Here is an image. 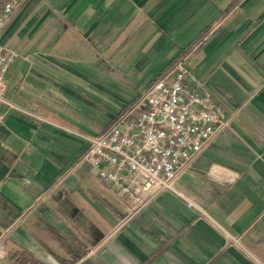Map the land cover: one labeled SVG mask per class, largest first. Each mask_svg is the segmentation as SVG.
<instances>
[{"label": "crops", "instance_id": "obj_1", "mask_svg": "<svg viewBox=\"0 0 264 264\" xmlns=\"http://www.w3.org/2000/svg\"><path fill=\"white\" fill-rule=\"evenodd\" d=\"M0 44V264H264V0H24ZM178 59L228 124L129 216L79 158Z\"/></svg>", "mask_w": 264, "mask_h": 264}, {"label": "built area", "instance_id": "obj_2", "mask_svg": "<svg viewBox=\"0 0 264 264\" xmlns=\"http://www.w3.org/2000/svg\"><path fill=\"white\" fill-rule=\"evenodd\" d=\"M23 1L0 0V32ZM18 57L0 44V104L10 107L4 98L5 74ZM184 63L176 60L152 80L106 132L88 138L79 158L116 188L129 205V216L161 192L174 191L181 171L227 127L222 108L187 82ZM208 175L221 183L234 180L218 166Z\"/></svg>", "mask_w": 264, "mask_h": 264}, {"label": "rangeland", "instance_id": "obj_3", "mask_svg": "<svg viewBox=\"0 0 264 264\" xmlns=\"http://www.w3.org/2000/svg\"><path fill=\"white\" fill-rule=\"evenodd\" d=\"M142 91H143V90H142ZM142 91H140V92L137 94V97L141 94Z\"/></svg>", "mask_w": 264, "mask_h": 264}, {"label": "trees", "instance_id": "obj_4", "mask_svg": "<svg viewBox=\"0 0 264 264\" xmlns=\"http://www.w3.org/2000/svg\"><path fill=\"white\" fill-rule=\"evenodd\" d=\"M168 68V67H167Z\"/></svg>", "mask_w": 264, "mask_h": 264}]
</instances>
